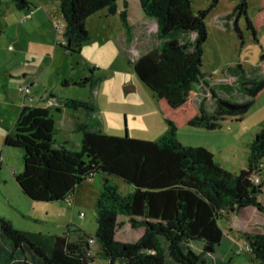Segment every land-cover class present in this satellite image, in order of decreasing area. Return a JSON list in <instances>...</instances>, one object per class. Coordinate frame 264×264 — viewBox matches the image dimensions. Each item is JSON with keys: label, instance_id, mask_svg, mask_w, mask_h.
Wrapping results in <instances>:
<instances>
[{"label": "trees", "instance_id": "1", "mask_svg": "<svg viewBox=\"0 0 264 264\" xmlns=\"http://www.w3.org/2000/svg\"><path fill=\"white\" fill-rule=\"evenodd\" d=\"M11 1L20 10L31 9L29 0ZM120 1L60 0L65 21V42L60 45L65 52L81 53L91 40L88 19L104 9L120 15L130 46L134 28L126 4L119 11ZM139 1L144 15L156 20L161 44L141 55L134 69L142 83L156 94L168 126L166 133L157 140L102 133L95 128L97 120L90 117L96 110L92 102L66 99L64 105L73 115L83 112L89 117L84 121L77 117L74 122V131L81 137L79 149L56 147L58 129L51 109L23 106L4 145L23 152L24 166L15 179L25 195L36 202L68 201L83 181L102 175L104 182L96 201L98 228L94 236L82 228L62 235L20 230L0 216V242L11 246L6 262L17 254L29 253L33 262L22 264H94L90 243L94 240L98 257L108 264H209L191 243L202 242L205 252L218 250L226 236L222 221L253 211L260 221L258 230L244 234L245 247L235 254L247 253L252 264H264V182H254L255 175L263 172L264 129L250 143L248 167L239 174L219 165L208 148L186 146L178 138L179 131L188 126L215 130L227 118L243 119L264 93V73L247 77L239 65L240 86L248 99L234 103L237 108H228L225 103L230 101L215 92L212 113L204 102L197 106L190 93L205 76V19L220 0H210L209 7L198 13L193 9V0ZM248 3L241 0L228 20L234 19V28L242 37L238 22L245 17L247 29L257 40L264 28V0L253 19L248 15ZM2 31L0 23V35ZM178 33L196 34L192 50L173 37ZM100 79L91 71L78 85ZM119 180L126 187L124 191ZM119 216L128 217L133 228L144 230L137 241L122 243L116 239Z\"/></svg>", "mask_w": 264, "mask_h": 264}, {"label": "rangeland", "instance_id": "2", "mask_svg": "<svg viewBox=\"0 0 264 264\" xmlns=\"http://www.w3.org/2000/svg\"><path fill=\"white\" fill-rule=\"evenodd\" d=\"M29 1L31 9L20 10L13 1L0 0V23L3 28L0 35V101L4 99L6 91L9 94V90L13 103L46 106L47 101L42 102L41 97L50 98L52 95L58 101L56 107L50 108L58 129L57 147L66 145L69 149L77 150L81 144L80 134L74 131V122L77 117L84 121L85 113L73 115L74 112L64 105L66 99L95 102L101 119L98 129L102 133L148 140H157L164 135L166 121L158 107L157 96L142 83L134 69V62L140 55L161 44L156 30L157 22L144 15L139 0L120 1L122 9L126 4L130 22L136 28L132 46L126 43L120 15L109 14L104 9L88 19L91 40L84 44L79 54H68L60 45L65 42V21L60 0ZM240 1L220 0L205 19L208 31L202 55L205 76L194 85L191 98L198 105L204 102L211 113L216 107L213 92L233 103L248 99L240 86L242 70L239 65L247 77L264 72V28L255 40L247 29L245 17H242L238 22L242 31L240 37L234 28V19L228 20V15ZM248 1V15L253 19L261 0ZM209 4L210 0H193V9L198 13L207 9ZM30 13L31 17H27ZM146 18L153 24L148 23ZM173 37L193 49L194 34L178 33ZM91 71L101 79L79 86L78 83L90 76ZM20 86L31 87L35 97L33 103L24 99L19 92ZM127 87L131 89L127 90ZM19 105H4L0 102V131L14 127L21 111ZM58 108L62 111L58 112ZM262 129L264 93L240 121L227 118L218 129L189 127L182 134L187 141L184 140V145L211 148L219 165L231 173L239 174L248 167L250 143ZM182 134L178 138L182 139ZM4 140L0 135L1 149ZM5 150L0 173L1 217L20 230L62 235L83 228L94 236L98 228L96 201L104 182L102 175L78 185L71 197L72 203L36 202L23 193L14 176L24 166L22 150L14 147H5ZM262 168L260 179L264 182V159ZM120 184L122 190L126 188L122 181ZM118 221L120 225L116 239L122 243L135 242L144 233L143 229L133 228L128 217L119 216ZM258 225L260 221L253 211L244 212L229 221H222L226 236L218 250L205 252L202 242H193L191 246L209 264H252L250 255H237L235 252L245 247L244 234L256 232ZM90 243L94 264H108L98 257L95 241ZM10 251L8 242L1 241L0 264L33 262L29 253L17 254L13 260L6 262ZM232 256L234 260L229 259Z\"/></svg>", "mask_w": 264, "mask_h": 264}, {"label": "crops", "instance_id": "3", "mask_svg": "<svg viewBox=\"0 0 264 264\" xmlns=\"http://www.w3.org/2000/svg\"><path fill=\"white\" fill-rule=\"evenodd\" d=\"M122 10V8L120 7V9H119V11H121ZM146 21L148 22V23H150V24H153L152 22H150V20H148L147 18H146ZM132 26H133V28H134V32H136V28H135V26L132 24ZM144 28H146V26L144 27ZM156 30H158V26H157V23H156ZM144 33V35L146 34V30H145V32H143ZM136 34V33H135ZM195 38H196V34H194V41H195ZM134 44V42H132V44H131V46ZM159 46H157V48H158ZM153 49H156L155 47L154 48H152L151 47V49H149L146 53H148L149 51H151V50H153ZM143 54H145V53H143ZM142 54V55H143ZM141 56V55H140ZM139 56V57H140ZM264 73V72H263ZM193 91V90H192ZM8 92H9V94L7 93V91H6V95H4V99H2V101H0L1 103H3L4 105H12V106H14V104L15 105H19V104H17V103H13L12 102V100H11V93H10V91L8 90ZM48 92V91H47ZM36 94V93H35ZM191 94H192V92L190 93V98H191ZM46 95V94H45ZM53 97H52V95H51V97L50 98H45L44 96L43 97H41V100H42V102H48L49 101V99H52ZM192 99V98H191ZM18 102V101H17ZM24 102V101H23ZM93 104H94V106L96 107V110L92 113V115L90 116V117H92V118H94L95 120H97L96 121V124H95V128L96 129H98L99 127H98V124H99V122L101 121V119H100V116H99V114H98V106L96 105V103L95 102H92ZM197 106H199L198 105V103H196V102H194ZM239 103H242V102H239ZM24 104V103H23ZM21 105V102H20V105H19V107H21V109L23 108V106H25L26 104H24V105ZM38 107H44V108H54V107H56V106H53V107H50V106H40V105H37ZM58 110V112H61L62 110L60 109V108H58L57 109ZM19 115V114H18ZM88 117L89 116H87V115H85V120H87L88 119ZM17 118H18V116H17ZM17 118H16V121H17ZM16 121H15V125H16ZM15 125H14V127H12L11 129H7V130H1L0 131V135L3 137V139H5V137L9 134V133H11L14 129H15ZM94 125V124H93ZM92 126V125H91ZM190 126H188V127H185V128H183L182 130H180L179 131V133H178V135H180V133L182 134L183 132L182 131H185V129H187V128H189ZM167 128H168V126H167V123H166V128H163V132H164V134H165V132L167 131ZM99 130V129H98ZM100 131V130H99ZM184 134H187V132H184ZM184 135L182 134V139L179 137V139L181 140V142H183V144H185L184 143V140L186 141V138H184L183 137ZM137 139H139V138H137ZM143 140H148V139H143ZM149 140H151V139H149ZM187 142V141H186ZM186 145H187V143H186ZM203 146V145H202ZM5 147H7V146H3V148L1 149V147H0V151L2 152V155L4 156V151H6L5 150ZM57 147V146H56ZM203 147H205V146H203ZM209 150H212L211 148H209V147H207ZM2 156V157H3ZM19 172H21V171H16L15 173H14V176L17 174V173H19ZM259 177H261V175L259 176ZM94 178V177H93ZM76 191V190H75ZM74 195V194H73ZM75 201V200H74ZM83 229V228H82ZM84 230V229H83ZM85 231V230H84ZM86 232V231H85Z\"/></svg>", "mask_w": 264, "mask_h": 264}, {"label": "built area", "instance_id": "4", "mask_svg": "<svg viewBox=\"0 0 264 264\" xmlns=\"http://www.w3.org/2000/svg\"><path fill=\"white\" fill-rule=\"evenodd\" d=\"M31 15H32V13H30L27 17H31ZM11 48H12V47H11ZM19 92H20L21 94H23L25 100H29V101L32 102V103L34 102L35 97H34V93H33L32 90H31V87L20 86V87H19ZM57 105H58V101L55 100L54 98L49 99V101L47 102V106H50V107L57 106ZM254 182H255L256 184H260L262 181H261V179H260V177H259L258 175H255V177H254ZM67 202H68V203H72L71 198L68 199ZM91 241H92V240H91Z\"/></svg>", "mask_w": 264, "mask_h": 264}, {"label": "water", "instance_id": "5", "mask_svg": "<svg viewBox=\"0 0 264 264\" xmlns=\"http://www.w3.org/2000/svg\"><path fill=\"white\" fill-rule=\"evenodd\" d=\"M126 89H127V90H130L131 87H127ZM225 105H226L228 108H231V109L237 108V105L234 104V103H231V102H226Z\"/></svg>", "mask_w": 264, "mask_h": 264}]
</instances>
